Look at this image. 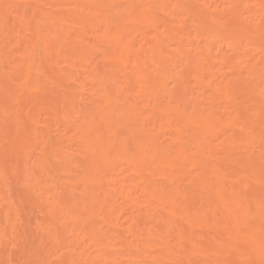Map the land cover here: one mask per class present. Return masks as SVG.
<instances>
[{"label":"bare ground","instance_id":"6f19581e","mask_svg":"<svg viewBox=\"0 0 264 264\" xmlns=\"http://www.w3.org/2000/svg\"><path fill=\"white\" fill-rule=\"evenodd\" d=\"M264 0H0V264H260Z\"/></svg>","mask_w":264,"mask_h":264},{"label":"snow or ice","instance_id":"6c2138e0","mask_svg":"<svg viewBox=\"0 0 264 264\" xmlns=\"http://www.w3.org/2000/svg\"><path fill=\"white\" fill-rule=\"evenodd\" d=\"M262 6H264V5H262ZM261 91H262V93H264V88H262ZM260 207H261V211H262V216H264V201L261 202ZM259 248H260V255L262 257V259L260 260V264H264V230H262V234L260 237ZM16 264H38V262L26 260V261H22V262H16ZM235 264H256V261L254 259L249 258V259L237 261V262H235Z\"/></svg>","mask_w":264,"mask_h":264}]
</instances>
